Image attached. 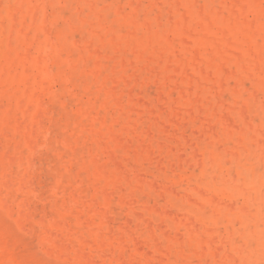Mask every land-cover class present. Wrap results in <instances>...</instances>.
Returning <instances> with one entry per match:
<instances>
[{
  "label": "rangeland",
  "instance_id": "374dc122",
  "mask_svg": "<svg viewBox=\"0 0 264 264\" xmlns=\"http://www.w3.org/2000/svg\"><path fill=\"white\" fill-rule=\"evenodd\" d=\"M31 1L34 2L36 6L38 1L40 2V0ZM31 1H24L19 5L20 7H15L18 8V10L21 9V7L25 10V7L27 8L28 6L26 3H29L31 6ZM42 1L46 3L44 4L43 2V5ZM42 1L39 3L40 6H37V18L31 23L29 29L30 35L28 39L33 41L34 45L29 50V52L31 51V54H28V48L26 47L28 45H26L24 37H19L16 30L6 29L4 34L0 33V44L2 43L6 48V52L11 55V59H18L19 56L16 54V51L18 50L20 55L21 52L24 54L21 55L23 57L26 55L25 50H27L28 56L33 58L36 55V58L39 56L38 49L36 48L37 46L46 43L49 41V38L52 39V42L54 41V44L50 41L47 43L49 46V52H51L49 59H42L39 64V67H41L40 69L43 67V69L47 68L53 71L55 70V78L54 81H51L50 79L49 82H46L51 88V91L44 95L42 94L41 96L42 103L45 104L43 105L44 107L42 110V113L44 114L41 116L43 121L40 125L42 127L39 128L40 126H37L34 128L35 131L32 130L34 139H37L36 146L38 147L35 151L37 154H34L36 165L31 167L25 161L23 164L24 168H19L20 166L18 162L15 161L11 165L6 163L2 170L3 166L1 162L4 161L2 160V157L4 156L0 157V198L2 205H6L7 207H5L6 209L0 207V225H3L8 229L11 234V241L13 243L16 242L18 250H20L27 258L33 260L32 262L34 264H225V261L228 259H232V261H230L231 264H264V90H261L257 85L256 80L258 78L256 76H258V73L251 70L244 71V73H246V75L243 73L245 75V81L242 79L240 82H237L239 81L237 76L239 73H236V75L234 74V78H230V76L233 75V72L239 71L236 66L232 65L233 67H231V63L228 64L226 60H223V63L219 61L221 67L224 64L230 66L229 68V66L225 67L224 65L223 67L225 68V71H230L232 69L228 75L224 72L223 80L225 82H223L221 80L217 81L213 72L209 75L205 74V76H201L202 74H197L195 69H193L194 71H192V69H187L185 71L178 61L173 62V60L181 57L179 55H182V53L179 49L185 47L187 42L186 37L189 40L190 38L188 35L192 36L189 31L193 33V37L197 36V30H195V27L198 23L196 20H193V18L192 21L190 20L191 18L186 19L191 22L187 28V35L176 37L171 30L175 29L179 24V21L181 22L179 17L183 15V11L185 12L184 14L189 17L191 14L194 16V13L198 9L207 10V14L213 9V7L219 9L220 6H223L220 10L223 11L224 16L226 15L228 18L238 16L237 19H241V13L239 10L241 6L240 0L233 1L234 3L237 1L239 5H232L230 0H190L191 2H195V4L192 2V6L191 3L188 4V8H192L193 11L189 10L185 3H180V0H139L141 7L138 0H88L89 3L87 0H85L86 3L84 0ZM93 1L95 3L91 4ZM263 1L264 0L260 2L264 6ZM15 2L16 0H0V6H2L0 9V20H2L3 17L6 23H8L7 14L4 11H7L9 4L14 5ZM47 2H49L50 5H54V8L47 4ZM158 2L163 3V6H161V4L159 6L162 9L159 8L158 10ZM168 2H172L173 7L172 4ZM132 3H134V5H131ZM46 4L47 11L44 7L42 9L41 6H45ZM63 4L65 8H63ZM148 4L149 8L145 7ZM35 5L31 6L34 10L37 9L35 8ZM92 5L94 10L91 9ZM229 6L234 7L235 10L232 11L234 13L231 12L233 8H230ZM70 7L73 9H69ZM100 7L104 9L101 10ZM171 7L172 9H170ZM60 8H63V10H60ZM64 9L66 11H64ZM135 9H137V11ZM118 10L121 11V16L123 14V17H126L128 24L125 25L121 21L122 19L118 18L117 13L115 12H119ZM175 10H179L180 12L177 14ZM158 11L160 12L159 15H162V17L158 15ZM53 12H55V14ZM95 12L99 13L101 18H98V15H95ZM132 12H134V15L131 14ZM230 12L232 14H230ZM56 14L60 15L61 19L55 17L57 16ZM100 14H102V16ZM43 15H47V17L45 18ZM157 15L160 17V20L159 18L158 20L161 24L157 22L158 20L155 18L154 24L151 25V17ZM133 16L135 17L133 18ZM183 18L184 17H182V19ZM45 19L49 21L48 25L46 22H42L45 21ZM53 19H55V21L58 20V22L53 21ZM84 19L88 21L81 22V20ZM183 20L185 21V19ZM144 21H146V23ZM89 22L95 23H91V25ZM98 23L101 25L103 24V26L105 25V27ZM132 23H135V25ZM35 24H43L44 26L46 24L44 30L38 35L39 38L36 37V39L34 36L32 37V35H34ZM107 26L109 28H107ZM46 28L47 31L45 30ZM145 28L148 31L145 30ZM197 28L198 26L196 29ZM106 29H108V31ZM163 29H165V31H163ZM169 29L172 32L169 33ZM92 30L93 32H98L99 30V33H93ZM150 30L158 32L159 37L155 39L150 38ZM58 31L61 33H58ZM124 31L130 32L129 34L131 35H133L135 31L136 35L134 34L135 36H131L127 33L125 34ZM47 32H50V35H47ZM55 33H58V35ZM101 36H104V39H102L103 37L100 38ZM111 36L114 37L112 38V41L110 39ZM213 36L210 38L213 39ZM45 37L46 41L44 40ZM168 37L170 39L175 37L172 41L170 40L172 45L168 44L170 43L169 41H166ZM180 39L181 41H179ZM76 40H78L79 47L77 44H74ZM141 40H145L148 44L150 43L149 49L144 50L143 48L138 47V43ZM161 40H165L164 47L160 44ZM89 41L92 43L91 46H89L91 43H86ZM183 41L186 42L184 45H181V43L183 44ZM188 42L190 43V40ZM9 45L11 47H9ZM179 45H181V47ZM81 46L83 48H81ZM191 46L188 48L193 51L194 55L199 54L200 47L195 46L194 44H191ZM87 47L90 49L88 50ZM165 49H167L168 52ZM95 50H99L100 54H97L98 51L96 53ZM164 50L166 52L163 54ZM176 51L179 54H177ZM223 51L225 52V47ZM53 54L58 56L61 60L56 62ZM161 54L163 55L160 56ZM175 54V57L172 56ZM168 55L172 57L170 58ZM147 56L152 59L150 58V61H148V58L146 59ZM203 56L205 55H200L199 57H202V59L198 57L199 60L196 57L198 62L203 60ZM109 57H112L113 59H110ZM205 57H207V55ZM250 57H247L249 59L246 58V60L250 62L255 60L256 62L257 56L255 57V55H253V51ZM68 58H70V61ZM160 59H162V62ZM196 59L193 60L195 67L196 63H198ZM2 61V65L5 64L3 59ZM19 61H21V59L16 61L15 68L18 71H21L22 65ZM68 61L71 62L69 65ZM122 61L124 63H122ZM93 62H95L96 65ZM132 62L133 64H131ZM119 63H122V65ZM204 63L209 66V61L206 60V58L199 64H201L205 73H208V71L211 72L210 70L212 69L210 67L206 70V65ZM75 64H77L76 67ZM158 64H161V66ZM166 64H168L170 68L167 65L169 70L164 72ZM112 65H114V67ZM78 66L81 67V72L77 70ZM111 66L112 69L114 68V76L112 75L113 72ZM121 66H123L122 69H120ZM2 67L3 66H0L1 76L3 75ZM176 67H180L179 71ZM5 68V71L11 69L10 66ZM136 68L139 69L137 70ZM175 69L179 73L174 72L173 70ZM147 70L149 71L147 72ZM182 70L187 74V76L185 74L187 78L184 76L186 79L184 83L181 81ZM204 70H202L203 74ZM38 71L39 69L35 67L33 70L34 76L37 77L38 74L39 77ZM117 71L119 72L118 74H116ZM94 72H99V74L94 76ZM251 72H253V74ZM122 73L123 76L121 78L120 76ZM193 74L197 75L195 76ZM255 74L257 75L255 76ZM105 75L108 76V80L104 79ZM143 75L146 78H144ZM169 75L174 76V79L173 77L170 78ZM178 75L180 77H178ZM188 75L193 79L191 80V82L193 81L192 86L188 85L191 84ZM192 75L194 78L197 77L198 79H194ZM249 75L252 78L250 81ZM93 77L96 78V80L93 79ZM123 77L126 79H123ZM199 77H201V80ZM202 77L205 81H202ZM209 77L211 79H209ZM225 77L227 78L225 79ZM116 78L120 79L118 80L119 82L117 85L112 83V80H115ZM213 78L215 80L207 83L208 80H212ZM102 79L105 82H103ZM176 81H178V83ZM219 81H221V83L223 82V85H219ZM101 82L104 84V87L101 85ZM126 82H129L128 85ZM215 82L217 84L213 86ZM224 83L229 84H226V86ZM176 84L179 85L177 86ZM239 84H242L241 86L243 87L241 88ZM205 85H208V87ZM211 86H213V89ZM84 87L87 91H85ZM112 87L116 94L110 93V96L108 97L109 103L106 106H103L102 103L105 101L104 95L108 91L112 92ZM173 87L177 88L173 89ZM245 87L250 89L249 93L247 92L248 89L246 90ZM187 88H190L191 91ZM202 88L206 89L207 96L212 95L211 98L208 97L210 98L207 100L209 103L206 101L208 107L210 106L208 110L204 107V103L206 102L203 101ZM223 88H228V91L233 90L231 92H225L227 90L223 91ZM105 89L107 92H105ZM240 89H242L241 92L242 96L245 97L243 98L245 101L246 99L248 100L252 98L251 95H253V104L255 101L252 112L247 113L248 115L245 117V122L248 127H252V130L249 132L250 134L248 133V152H242L239 145V139L242 137L241 135L243 131L247 130L245 122L238 119V116H242V108H246L245 101L243 100V102L242 98H240L241 100L239 99V101L235 102V93H238L237 90L239 91ZM22 90L23 88H21L20 92H22ZM181 90H184L185 93L180 94ZM199 90L200 95L198 94ZM210 91L212 94H210ZM160 92L163 93L161 94ZM190 92L193 95L190 96ZM121 93L123 94L119 96ZM196 93L198 94L197 96ZM231 94L235 95L233 96L235 97L234 99ZM112 95H115L118 99ZM89 96L90 98L88 100ZM111 96L114 97V99H110ZM120 99L123 102L122 108L116 107L114 103V101L118 102ZM134 101L135 104H133ZM233 102L237 103V105H234ZM139 103L141 104L140 106ZM99 104L102 105L100 106ZM78 105H80V107ZM191 105L194 107H191ZM197 108H201L199 109V112H196ZM188 109L193 111L191 116L188 114ZM174 110L177 111L175 112V114L177 113L176 115H174ZM118 111H120L119 115ZM9 115L0 113V131L9 135H3L1 137L0 150L2 152L7 150V144L10 145V148H8L9 155L5 157L13 156V147L15 144L13 139L15 137H17V140L22 138V141L29 140V138L32 137V133H30L31 130L28 129V131L25 132L27 129H25L24 126L20 129L21 133L15 132L14 127L17 117L19 120H22V111L20 109L14 108L11 112L12 116ZM112 115L113 119L111 118ZM83 116H86L87 118L84 120L85 128L80 126ZM103 117L107 120L108 126L110 125V122L115 119L114 122L112 121L113 124L111 122V128L113 130L111 134L114 137L113 139L110 138V134L106 133L99 137L95 136V133H87L89 132V129L94 131L95 126H97V120H102ZM149 117L151 119H149ZM235 117L237 118L235 121L238 131L236 132L235 138L230 140L222 134L221 126L225 125L228 127L234 122ZM6 119L7 121H5ZM128 119H130V122ZM123 125L129 129H125ZM134 125L136 126L134 127ZM119 128H121V130L123 129V131ZM124 129L125 131L127 130V132H124ZM213 132L215 133L214 136H216V138L209 139V135ZM101 136H104L107 139L104 137L101 138ZM85 137L89 139L88 142L85 140ZM219 137L222 138L223 144L222 147L216 148L214 147L215 143L213 142ZM8 139L10 141H8ZM114 146L116 148H114ZM213 150L217 152L216 159L211 155ZM21 151L24 153V158L31 154V151L24 142L21 146ZM95 152L97 154H95ZM234 154H240L241 158L236 161L233 159ZM95 155H98L99 159L98 156ZM92 157L97 158V160H94L95 158L93 159ZM90 159H93L94 162L96 161V164L94 165L92 162L93 160L89 161ZM71 160L73 162H70ZM69 164L70 172L67 170ZM103 164H107L108 169L110 170H116L115 172L121 179L112 186L113 188L110 187V189L106 190V194L104 195L102 193V187L104 186L102 180L110 178V173L104 171V169L100 174V180L94 178L95 176L92 173L94 167L101 168ZM85 165L88 171L86 170ZM216 165L218 167H216ZM65 166H67V169H65ZM25 168L28 172L24 171ZM78 168L80 169L78 170ZM24 174H26L25 176L27 177L28 182L24 179L21 181ZM4 176H7V178H4ZM32 176L35 178V181L33 180L34 183L32 182L33 185L28 180L31 179ZM62 176L67 180L70 178L71 182H75L76 178H79L77 180L79 181V183H77L78 186L75 185V187L72 186L67 189L68 192L65 200L60 199V196H58L63 190V186L59 184V180ZM234 176L235 180L233 178ZM22 182H25L23 183L24 185H22L23 187H21L25 193L18 188L21 186L19 183L22 184ZM126 182H130L132 188L128 189ZM94 188L98 189L100 192L98 198L95 197ZM119 189H122L123 191H120ZM246 189L250 191H246ZM70 191L72 192L71 194H74L75 192V197L79 193L80 197H76V203H73ZM120 196L122 200L119 201ZM25 197L26 199L28 198L27 202L30 204V207L21 211L19 205L22 202L21 199L24 200ZM107 197L112 198L108 199ZM104 199L109 200L111 203L109 210L103 205L100 207L101 209L103 208L101 211L106 209L107 215L101 212L104 215L100 213V215L92 221L88 214H85L82 216L81 222L77 217V211L87 210L89 209L88 206L91 204L98 205L99 203H102ZM57 200L59 202L58 206L52 209L51 204L55 205ZM212 201L215 202L211 203ZM241 205L246 210L243 207H240ZM230 206H233L231 208H234L233 213H231L232 209H229ZM8 208L10 209L12 215L10 216L12 218L7 215V211H9ZM30 208H32V210ZM64 208H67L66 211H71L64 219V221L67 222H65L66 224H63V218H60L58 214L64 211ZM244 210L246 211L245 216L243 215ZM189 212H195L201 218V221H195V214ZM72 214L75 215V217ZM40 219L43 221L42 226L38 223ZM101 220L105 224V228L101 226L103 224L101 223ZM169 220L173 221L175 224L172 229L169 227ZM15 221L23 222L22 225L19 222L21 225L19 228H22V231L18 228V223ZM55 222L56 224L60 222L61 226H56ZM50 223L55 224L54 227H52ZM67 224L69 228H67ZM64 225L67 230H65ZM90 225L95 233L91 230ZM250 227L262 237L261 241L257 238L251 240L249 242L250 244L245 248V252H247L246 254L245 252L241 253L236 251L235 248L240 249L244 244L246 245V235L252 231L250 230ZM185 228L190 230L196 236L197 245L190 247L189 243H187L188 241L181 237L185 232ZM68 229L71 231H68ZM30 230L32 232H30ZM233 232L236 233L233 234ZM96 233L101 235L99 240L94 242L92 240V234ZM180 238H183L185 242H182L183 247L181 248L180 254L174 255L171 252L172 247L170 244H175ZM166 239L170 241V244L165 241ZM200 239H202V243L200 242ZM232 240L234 242H232ZM244 254L246 255L245 257ZM188 255L190 256L187 260L188 263H185L186 261L184 259H186V256Z\"/></svg>",
  "mask_w": 264,
  "mask_h": 264
},
{
  "label": "bare ground",
  "instance_id": "6f19581e",
  "mask_svg": "<svg viewBox=\"0 0 264 264\" xmlns=\"http://www.w3.org/2000/svg\"><path fill=\"white\" fill-rule=\"evenodd\" d=\"M24 1H31V0H16V2H15V4L14 5H11V4H9V6H8V9H7V11H4L6 14H7V18H8V23H6V21H5V19L2 17V15H1V17H2V20H0V33H3L4 34V32H5V30L6 29H10V30H16L17 32H18V36L19 37H24V40L26 41V45H28V46H26L25 48L28 50V52H29V50L34 46L33 45V41H30L29 39H28V37H29V29H30V27H31V23L32 22H34V20H36V18H37V15H38V12L36 11V10H38V8H37V6L39 5L40 6V2L42 1V0H40V2L38 1V4H37V6L34 4V2H32L31 3V6H33V5H35L36 7L35 8H37V9H33L31 6H30V4L29 3H26L28 6H27V8L25 7V10L24 9H22V7H21V9H19L18 10V8H16L15 6H19L21 3H23ZM36 1V0H35ZM48 1V0H47ZM55 1V0H54ZM60 1V0H59ZM82 1V0H81ZM85 1V0H84ZM88 1V0H87ZM142 1V0H141ZM145 1V0H144ZM157 1V0H156ZM155 1V2H156ZM177 1V0H176ZM190 0H180V3L181 2H183V3H185L186 5H187V8H188V4L189 3H191V6H192V2L195 4V2L194 1H190ZM231 2V4L232 5H239L238 4V0L234 3L233 1H235V0H230ZM260 1H262V0H240V4H241V6H240V8H239V6H238V8H239V10H240V13H241V19H237V17L238 16H234V18L232 19L231 17L230 18H228V17H226V15L224 16V14H223V11L222 10H220V8L221 7H223V6H220V8L219 9H217L216 7L214 8L213 7V9L210 11V12H208L207 14H206V11L205 10H197L196 11V8H195V13H194V16H193V14H191L189 17L188 16H186V14H184L185 12L183 11V15H185V16H183V15H181L182 17H184L183 19H185V21L182 19V17L180 16L179 18H180V20H181V22L179 21V24H178V22L176 21V23L178 24L176 27H175V29H171L173 32H174V35L176 36V37H181V36H184V35H187V28H188V25L191 23L190 22V20L192 21V18H193V20H196L197 21V23H198V28L196 29V27H195V30H197V36H195V37H193V33H191L190 31H189V33H190V35H192V36H189L188 35V37L190 38L189 40H190V43L188 42L189 40H188V38L186 37V41L188 42H186V44H185V42L183 41V44L181 43V45H184L185 44V47L182 49H179L180 50V52L182 53V55L180 54L179 56H181L180 58H177V59H179V60H173V62L175 61H178V63H180V65L182 66V68L186 71L187 69H192V71H194L193 69H195V72L198 74H202L201 76H205V74L207 75H209L210 73H214L213 75H215V78H216V80L218 81V80H221V81H223V82H225L223 79V77H224V72H226V74L228 75L229 74V72L232 70H230V71H228L227 69V71H225V68L223 67L224 65H225V67L226 66H229V65H226V64H224L222 67L220 66V62L219 61H223V60H226V62H228V64L229 63H231V67H233L232 65H234V66H236V68H237V70H239L238 72H233V75L232 76H230V78L231 77H233L234 76V74L236 75V73H239V75H237L238 76V79H239V81H237V82H240L242 79L245 81V78H244V76L246 75V73H244V71L246 72V71H253V72H256V73H258V76H256L257 74H255V76L258 78L256 81H257V85H258V87L261 89V90H264V6L262 5V3L260 2ZM43 2L44 1H42V4H43ZM51 2V1H50ZM58 2V1H57ZM133 2H135V1H133ZM138 2H139V4H140V1L138 0ZM147 3H149L148 1H146ZM164 2V1H163ZM264 2V1H263ZM3 3V2H2ZM35 3H37V2H35ZM46 2H44V4H45ZM61 3H63V2H61ZM78 3V2H77ZM85 3H86V1H85ZM88 3H89V1H88ZM91 3V2H90ZM93 3H95L94 1L91 3V4H93ZM159 3V2H158ZM166 3V2H165ZM168 3H171L172 4V7H173V3L172 2H168ZM43 4V5H44ZM47 4H49L50 5V3L49 2H47ZM47 4L45 5V6H43V5H41L42 6V9H43V7L45 8V10H46V6H47ZM56 4V3H55ZM80 4V3H79ZM99 4H101V3H99ZM146 4V3H145ZM157 4V3H156ZM160 4H161V6H163L162 4L163 3H159L158 4V10H159V8H161V7H159L160 6ZM167 4V3H166ZM177 4V3H176ZM175 4V5H176ZM264 4V3H263ZM131 5H134V3H132ZM137 5H138V3H137ZM142 5H144V4H142ZM168 5V4H167ZM183 5V4H182ZM215 5V4H214ZM228 5V4H227ZM38 6V7H39ZM50 6H52L53 8H54V5H50ZM83 6V5H82ZM119 6V5H118ZM149 6V4L147 5V6H145V7H148ZM153 6V5H152ZM155 6V5H154ZM180 6V5H179ZM178 6V7H179ZM190 6V5H189ZM190 6V7H191ZM231 6V5H230ZM229 6V7H230ZM1 7L2 6H0V9H1ZM20 7V6H19ZM86 7V6H85ZM105 7V6H104ZM138 7V6H137ZM136 7V8H137ZM140 7H141V4H140ZM172 7L170 8V9H172ZM178 7H176V8H178ZM196 7V6H195ZM207 7H209V6H207ZM218 7H219V5H218ZM228 7V8H229ZM63 8H65V6H64V4H63ZM63 8H60V10L62 9L63 10ZM101 8V7H100ZM117 8V7H116ZM127 8V7H126ZM134 8V7H133ZM149 8V7H148ZM156 8V7H155ZM198 8V7H197ZM200 8V7H199ZM205 8V7H204ZM230 8H233L232 10L230 9ZM229 9L231 10V12L232 11H234L235 9H234V7L232 6V7H230ZM56 9V8H55ZM69 9H73V8H69ZM90 9V8H89ZM91 9L92 10H94V8H93V5L91 6ZM102 9H104V8H101V10ZM153 9V8H152ZM162 9V8H161ZM160 9V10H161ZM164 9V8H163ZM179 9H180V7H179ZM185 9V8H184ZM189 10H191V11H193V9L191 8H188ZM200 9H202V8H200ZM209 9H211V8H209ZM78 10V9H77ZM119 10H120V8H119ZM118 10V11H119ZM134 10V9H133ZM136 11H137V9H135ZM47 11V10H46ZM52 11V10H51ZM54 11V10H53ZM64 11H66L65 9H64ZM150 11V10H149ZM176 11V13L178 14V12H180L181 11V9H180V11L179 10H175ZM227 11V10H226ZM116 13H117V16H118V18H120V19H122L121 21L126 25V24H128L127 23V19H126V17H123V14H122V16H121V11H119V12H117V11H115ZM148 12V11H147ZM157 12V11H156ZM230 12V14H232V13H234V12H232L231 13ZM0 13H1V10H0ZM54 14H55V12H53ZM90 13V12H89ZM159 11H158V15H159ZM170 13H174V12H170ZM176 13H174V14H176ZM187 13V12H186ZM5 14V15H6ZM115 14V13H114ZM126 14H128V13H126ZM131 14H133L134 15V12H132ZM147 14V13H146ZM146 14H144V15H146ZM227 14V13H226ZM57 16H55V17H58L59 19H61L60 18V15H58V14H56ZM89 15V14H88ZM95 15H98V18L100 17L99 16V13H97V12H95ZM101 16H102V14H100ZM125 15V14H124ZM129 15V14H128ZM153 15V14H152ZM157 15V16H158ZM234 15V14H233ZM233 15H229V16H233ZM18 16H19V18H18ZM157 16H153V17H151L152 19H150V24L151 25H153L154 24V22H155V18H157V20H158V18H159V20H160V17L159 16H161L162 17V15H159L158 17ZM43 17H47V15L45 16V15H43ZM135 16H133V18H134ZM57 18V19H58ZM101 18V17H100ZM117 18V19H118ZM188 18H191L190 20H186V19H188ZM172 19V18H171ZM171 19H168V20H171ZM159 20L157 21V22H159ZM173 20V19H172ZM53 21H55V19H53ZM57 22H58V20H56ZM55 21V22H56ZM66 21V20H65ZM83 21H86L85 19L84 20H81V22H83ZM88 21V20H87ZM86 21V22H87ZM131 21H132V19H131ZM130 21V22H131ZM42 22H46V24L48 25V22L49 21H47L46 19H45V21H42ZM68 22V21H67ZM98 22H99V20H98ZM102 22V21H101ZM129 22V23H130ZM137 22V21H136ZM145 23H146V21H144ZM69 23V22H68ZM94 24L93 22H89V24ZM160 23V22H159ZM173 23H175V22H173ZM175 23V24H176ZM193 23V22H192ZM46 24H45V26H46ZM91 24V25H92ZM99 25H101L100 23H98ZM132 24H134L135 25V23H132ZM144 24V23H143ZM142 24V25H143ZM149 24V25H150ZM161 24V23H160ZM163 24V23H162ZM167 24V23H166ZM168 24H169V22H168ZM196 24V23H195ZM194 24V25H195ZM36 25V24H35ZM50 25H53V24H50ZM90 25V26H91ZM137 25V24H136ZM45 26L43 25V24H38V25H36L35 26V29H34V35H32V37L34 36V38L36 39V37H38L39 38V34H40V32H42L43 30H44V28H45ZM90 26H89V28H90ZM101 26H103V24L101 25ZM157 26H159V25H157ZM161 26V25H160ZM166 26V25H165ZM103 27H105V25L103 26ZM102 27V28H103ZM140 27V26H139ZM150 27V26H149ZM148 27V28H149ZM74 28V27H73ZM88 28V29H89ZM107 28H109L108 26H107ZM134 28V27H133ZM132 28V29H133ZM71 29H72V27H71ZM101 29V28H100ZM151 29V28H150ZM46 31H47V28L45 29ZM60 30V29H59ZM69 30H70V28H69ZM107 31H108V29H106ZM114 30V29H113ZM145 30H147L146 28H145ZM170 30V29H169ZM169 31V33L170 32H172V31ZM63 31H64V29H63ZM88 31V30H87ZM148 31V30H147ZM163 31H165V29H163ZM162 31V32H163ZM92 32H93V30H92ZM91 32V33H92ZM96 34H98L99 33V30H98V32L97 31H94ZM93 32V33H94ZM113 32V31H112ZM116 32V31H115ZM114 32V33H115ZM125 32V31H124ZM195 32V31H194ZM50 33V32H49ZM48 32L46 33L47 35H50ZM58 33H61V32H59L58 31ZM58 33H55L56 35H58ZM63 33H65V32H63ZM107 33V32H106ZM123 33V32H122ZM128 34V35H131V34H129L130 32H125V34ZM188 33V34H189ZM196 33V32H195ZM3 34H1V35H3ZM66 34V33H65ZM135 34V31H134V33H133V35H131V36H135L134 35ZM12 35V34H11ZM112 35V34H111ZM159 34H158V32H156V31H154V30H150V38H157V37H159L158 36ZM170 35V34H169ZM173 35V34H172ZM195 35V34H194ZM214 35V36H213ZM68 36V35H67ZM91 36H93V35H91ZM163 36V35H162ZM161 36V37H162ZM167 36V35H166ZM211 36H213V39H211L210 37ZM239 36V37H238ZM3 37V36H2ZM11 37V36H10ZM51 37V36H50ZM103 37V38H102ZM142 37V36H141ZM147 37H149V36H147ZM163 37H165V36H163ZM4 38V37H3ZM100 38H102V39H104V36H101ZM112 38H114V37H112L111 36V41H112ZM140 38V37H139ZM149 38V39H150ZM169 38V37H168ZM167 38V40L166 41H169L170 42V40L172 41V39H175V37L174 38H172V39H168ZM183 38V37H182ZM181 38V39H182ZM217 38V39H216ZM46 39V37L44 38V40ZM51 38H49V41L50 42H52V39L50 40ZM102 39H100V40H102ZM149 39H148V41H149ZM177 39V38H176ZM181 39L179 40V41H181ZM215 39V40H214ZM183 40V39H182ZM39 41V40H38ZM46 41V40H45ZM49 41H47L46 43H44V44H42V45H40V46H37L36 48L38 49V53H39V56L38 57H36L35 58V56L32 58V57H30V56H28V54H31V51L27 54V50H25V54L28 56H21V55H24V54H22V52H21V55H20V52H19V50L18 51H16V54L19 56L18 57V59H21V61H19L20 63H21V65H22V69H21V71H18L16 68H15V66H16V61H18V59H11L10 58V54L8 53V52H6V48L2 45V43L0 44V53H1V55H0V66H3L2 67V71H3V75L1 76L0 75V91H1V96H0V113H4V114H6V115H11V112H12V110L14 109V108H17V109H20L21 111H22V120H19L18 119V117H17V119H16V124H15V127H14V129H15V132L16 133H19L20 132V129L24 126V128L25 129H27V130H25V132H27L28 131V129H30L31 130V132L30 133H32V137L31 138H29V140H23L22 141V138L21 139H18L17 140V137H15L14 139H13V142H15V144H14V147H13V156L11 157V156H8V157H5V156H7V155H9V149L8 148H10V145L9 144H7L6 145V147H7V150L6 151H4V152H2L1 150H0V157H2V156H4V157H2V160H4V161H2L1 162V164H2V170H3V168L5 167V164L6 163H8V164H12V163H14L15 161H17L18 162V164H19V168H21V167H23L24 168V166H23V164L25 163V161L31 166V167H33V166H35L36 165V162H35V158H34V154H37V152L35 153V151H36V149H38V147L36 146V144H37V139L35 140L34 139V136H33V132H32V130H34V128H36L37 126H40L39 128H41L42 126L40 125V124H42V121H43V119H41V116H42V114H44V113H42L43 111V105H45L44 103H42V94L44 95L45 93H49L50 91H51V88L46 84V82H49V80L51 79V81L53 80L54 81V78H55V76H54V71L53 70H51V69H43V67H42V69H40L41 67H39V64L41 63L40 62V60H42V59H49V56H50V53L51 52H49V46H48V44L47 43H49ZM165 40H161V42H160V44H161V46L162 47H164L165 46V42H164ZM174 41V40H173ZM260 41V42H259ZM1 42V41H0ZM54 42V41H53ZM52 42V43H53ZM150 42V41H149ZM9 43V42H8ZM7 43V44H8ZM40 43V42H39ZM51 43V44H52ZM74 43V42H73ZM85 43V42H84ZM86 43H91L90 41L89 42H86ZM112 43V42H111ZM126 43H127V41H126ZM175 43H176V41H175ZM179 43V44H180ZM54 44V43H53ZM74 44H77V46L79 45L78 44V40H76L75 41V43ZM119 44H120V42H119ZM150 44V43H149ZM149 44L145 41V40H141V41H139V43H138V47H140V48H143L144 50L146 49H149ZM167 44V43H166ZM168 44H171V42L170 43H168ZM191 44H194L195 46H199L200 47V51H199V54L200 55H207V57H205V56H203L204 58H203V60H201V61H204V59L206 58V60H208L209 61V66H207V64H205L206 66H205V68H206V70H208L207 68H211L212 70H210L211 72H209L208 71V73H205V70L203 69V67L201 66V64H199V63H201V61H199L198 62V57L200 56L199 54H196V55H194V53H193V51H191V49L190 48H188L189 46H191ZM24 45V44H23ZM92 45V43L89 45V46H91ZM172 45V44H171ZM181 45H179L180 47H181ZM187 45V46H186ZM189 45V46H188ZM25 46V45H24ZM76 46V45H75ZM88 46V47H89ZM193 46V45H192ZM191 46V47H192ZM9 47H11L10 45H9ZM79 47V46H78ZM84 47H85V45H84ZM87 47V48H88ZM155 47H157V46H155ZM161 47V48H162ZM176 47V46H175ZM174 47V48H175ZM194 47V46H193ZM224 47H225V52L223 51V49H224ZM35 48V49H36ZM51 48V47H50ZM81 48H83L82 46H81ZM80 48V49H81ZM86 48V49H87ZM120 48V47H119ZM168 48V47H167ZM177 48V47H176ZM198 48V47H197ZM227 48V49H226ZM36 49V50H37ZM59 49V48H58ZM71 49V48H70ZM90 48H88V50H89ZM199 49V48H198ZM10 50H11V48H10ZM166 51H167V49H165ZM163 51V54L166 52V51ZM182 50V51H181ZM194 50V49H193ZM197 50V49H196ZM227 50V51H226ZM22 51V50H21ZM61 51H63V50H61ZM96 51V50H95ZM97 51H98V53H97ZM96 51V53L97 54H100V52H99V50H97ZM117 51V50H116ZM252 51H253V55H255V57H256V62H255V60L253 61V62H250V61H248V60H246V58L247 57H250L251 56V54H252ZM255 51V52H254ZM125 52V51H124ZM127 52V51H126ZM168 52V51H167ZM173 52V51H172ZM174 52H175V50H174ZM177 52V51H176ZM37 53V54H38ZM134 53V52H133ZM139 53V52H138ZM197 53V52H196ZM257 55H256V54ZM135 54H136V52H135ZM141 54V53H140ZM163 54H161L160 56H162ZM173 54V53H172ZM177 54H179L178 52H177ZM90 55V54H89ZM95 55V54H94ZM101 55H102V53H101ZM159 55V54H158ZM198 55V56H197ZM21 56V57H20ZM53 56H54V59H55V61L57 62V61H60L61 59L60 58H58V56H56V55H54L53 54ZM99 56V55H98ZM140 56V55H139ZM169 56V55H168ZM172 56H176V54L175 55H172ZM171 56V57H172ZM212 56H214V57H212ZM80 57V56H79ZM113 57V56H112ZM112 57H109L110 59L112 58ZM170 57V56H169ZM170 57V58H171ZM195 57V58H194ZM196 57H197V59H196ZM254 57V58H255ZM65 58V57H64ZM87 58V57H86ZM85 58V59H86ZM105 58H106V55H105ZM148 58V61H150L149 59L151 58V57H146V59ZM163 58V57H162ZM166 58H168V57H166ZM199 58H201L202 59V57H199ZM251 58V57H250ZM2 59L5 61V64H3L2 65V63L1 62H3L2 61ZM113 59V58H112ZM142 59H144V58H142ZM152 59V58H151ZM164 59V58H163ZM194 59H196L197 60V62L198 63H196V67L194 66V62H193V60ZM247 59H249V58H247ZM67 60V59H66ZM68 60L70 61V58H68ZM141 60V59H140ZM155 60H157V59H155ZM169 60V59H168ZM68 61V65L71 63V62H69ZM94 61V60H93ZM143 61H145V60H143ZM154 61V60H153ZM160 61L162 62V59H160ZM95 62H97V61H95ZM95 62H93L94 64H95ZM171 62V61H170ZM170 62H168V63H170ZM196 62V61H195ZM224 62V61H223ZM222 62V63H223ZM225 62V63H226ZM122 63H124L123 61H122ZM122 63H119V64H121L122 65ZM129 63H130V61H129ZM203 63V62H202ZM131 64H133V62L131 63ZM130 64V65H131ZM96 65V64H95ZM100 65V64H99ZM146 65V64H145ZM158 65H160L161 66V64H158ZM167 65L168 64H166L165 66H166V68L164 69V72H167L168 70H169V68H170V66L168 65V67H167ZM199 65V66H198ZM11 67V69L10 70H8V71H5L6 70V68L5 67ZM72 66H74V65H72ZM77 66V64H75V67ZM113 67H114V65H112ZM112 66H111V70H112V72L114 71L113 69H112ZM120 66V65H119ZM132 66V65H131ZM139 66V65H138ZM174 66V65H173ZM35 67H37L38 69H39V77H38V74H37V77L36 76H34V74H33V70L35 69ZM116 67V66H115ZM122 67L123 66H121V68L120 69H122ZM172 67V66H171ZM133 68V67H132ZM147 68V67H146ZM155 68H156V66H155ZM179 68L180 67H176V69L179 71ZM224 70H223V69ZM229 68H230V66H229ZM80 69H81V67L80 66H78L77 67V70L78 71H80ZM83 69V68H82ZM137 69V68H136ZM136 69H134V70H136ZM139 69V68H138ZM137 69V70H138ZM144 69V68H143ZM151 69V68H150ZM154 69V68H153ZM174 69V68H173ZM175 69V70H176ZM235 69V68H234ZM110 70V71H111ZM142 70V69H141ZM152 70V69H151ZM172 70V69H171ZM175 70H173L174 72H178L177 70L175 71ZM184 70H182V74H181V81L184 83V81L186 80L185 78H187L186 76H187V74H186V72L184 71ZM202 70H204V74L202 73ZM236 70V71H237ZM82 71V70H81ZM80 71V72H81ZM89 71V70H88ZM91 71H92V69H91ZM125 71V70H124ZM146 71V70H145ZM149 70H147V72H148ZM189 72V71H188ZM187 72V73H188ZM253 72H251L252 74H253ZM90 73H92V72H90ZM95 73V72H94ZM119 72L117 71L116 72V74H118ZM150 73V72H149ZM152 73V72H151ZM157 73H159V72H157ZM179 73V72H178ZM245 75H244V74ZM93 74V73H92ZM97 74H99V72H96L95 73V75L94 76H97ZM146 74V73H145ZM166 74V73H165ZM185 74H186V76H185ZM192 74V73H191ZM196 74V75H197ZM66 75H67V72H66ZM112 75L114 76V72L112 73ZM129 75L131 76V74L129 73ZM128 75V76H129ZM193 75H195V74H193ZM192 75V76H193ZM195 75V76H196ZM226 75V76H227ZM54 76V77H53ZM122 76H123V73H122V75L120 76L121 78H122ZM137 76V75H136ZM140 76V75H139ZM141 76H142V74H141ZM140 76V77H141ZM144 76V75H143ZM184 76H185V78H184ZM189 76V81L191 82V80H193V79H191L190 78V75H188ZM211 76H212V74H211ZM250 76V75H249ZM112 77V76H111ZM169 77L170 78H172L173 77V79H174V76H172V75H169ZM178 77H180L179 75H178ZM229 77V76H228ZM248 77V76H247ZM256 77H253V78H256ZM125 77H123V79H124ZM144 78H146L145 76H144ZM156 78V77H155ZM193 78H194V76H193ZM196 79H198L197 77H195ZM194 78V79H195ZM200 78V80H201V77H199ZM207 78V77H206ZM227 77H225V79H226ZM234 78V77H233ZM232 78V79H233ZM235 78H237V77H235ZM93 79H95L96 80V78H94L93 77ZM104 79L105 80H108L109 78H108V76H104ZM126 79V78H125ZM136 79V78H135ZM167 79H168V76H167ZM202 81H205V79L202 77ZM209 79H211L210 77H209ZM250 79H252L251 78V76L249 77V81H250ZM66 80H67V76H66ZM76 80H78V79H76ZM118 80H120L119 78H116L115 80H112V83L113 84H116L117 85V83L119 82ZM130 80H131V78H130ZM130 80H128V81H130ZM138 80V79H137ZM156 80V79H155ZM199 80V81H200ZM208 80V79H207ZM213 80H215L214 78L212 79V80H208V82L207 83H209V81H213ZM228 80H229V78H228ZM231 80V79H230ZM234 80V79H233ZM102 81H103V79H102ZM126 81V80H125ZM124 81V82H125ZM196 81H198V80H196ZM221 81H219V85H223L222 83H221ZM235 81V80H234ZM246 81L248 82V80L246 79ZM103 82H105V81H103ZM138 82V81H137ZM136 82V83H137ZM157 82V81H156ZM177 83H178V81H176ZM190 82H188V83H190ZM193 82V81H192ZM191 82V84H188V85H190V86H192V83ZM233 82V81H232ZM243 82V81H242ZM51 83H53V82H51ZM55 83H56V81H55ZM68 83V82H67ZM87 83V82H86ZM85 83V84H86ZM96 83V82H95ZM102 83V82H101ZM127 83V82H126ZM129 83V82H128ZM128 83H127V85H128ZM143 83V82H142ZM203 84H206V83H203ZM214 84V83H213ZM212 84V85H213ZM217 83L215 82V84L213 85V86H215ZM225 85L227 84V83H224ZM229 84V83H228ZM227 84V85H228ZM247 84V83H246ZM256 84V83H255ZM56 85V84H55ZM102 86L104 85L103 83L101 84ZM169 85V84H168ZM177 86L179 85V84H176ZM175 85V86H176ZM199 85H201V84H199ZM226 85V86H227ZM240 86L242 85V84H239ZM254 85V84H253ZM170 86V85H169ZM205 86H207L208 87V85H205ZM213 86H211V88L213 87ZM104 87V86H103ZM106 87V86H105ZM206 87V88H207ZM209 87H210V85H209ZM237 87V86H236ZM243 86H241V88H242ZM253 87V86H252ZM21 88H23V90H22V92H20L21 91ZM57 88V87H56ZM72 88V87H71ZM107 88V87H106ZM111 88V87H110ZM175 87H173V89H174ZM177 88V87H176ZM175 88V89H176ZM183 88V87H182ZM181 88V89H182ZM192 88V87H191ZM205 88V87H204ZM228 88L230 89V87L228 86ZM222 89L223 91L224 90H227V91H225V92H231L233 89H235V88H233V87H231V88H233L232 90H230V91H228L229 89ZM246 88V90H247V92L249 93L250 92V89L249 88H247V87H245ZM254 88V87H253ZM84 89H85V87H84ZM87 89L89 90V88L87 87ZM108 89V88H107ZM122 89V88H121ZM188 90L190 89V88H187ZM193 89V88H192ZM213 89V88H212ZM238 89V88H237ZM257 89V88H256ZM106 90V89H105ZM108 90H110V89H108ZM114 90V88L112 87V92H110V91H108L107 92V90L105 91V92H107L104 96H105V101L102 103L103 104V106H106L108 103H109V101H108V97L110 96V93H112V94H114L115 92L113 91ZM185 90H186V88H185ZM196 90V89H195ZM209 90V89H208ZM241 90L242 89H240L239 91L237 90V92L238 93H235L236 94V96L235 95H232V98L234 99L235 97H236V99H235V102L236 101H239V99L240 98H242V101L244 100L243 98H245V97H243L242 96V92H241ZM53 91V90H52ZM57 91H59V90H57ZM85 91H87L86 89H85ZM116 91V90H115ZM122 91V90H121ZM129 91V90H128ZM182 91V92H181ZM180 91V94L181 93H185L184 92V90H181ZM190 91H191V89H190ZM245 91V90H244ZM243 91V92H244ZM54 92H55V90H54ZM199 92H200V90L198 91V94H199ZM225 92H223V93H225ZM246 92V91H245ZM263 92V91H262ZM77 93V92H76ZM139 93V92H138ZM140 93H141V91H140ZM161 94L163 93V92H160ZM194 93V92H193ZM259 93H261V92H259ZM264 93V92H263ZM55 94V93H54ZM53 94V95H54ZM116 94V93H115ZM123 93H121V94H119V96L120 95H122ZM129 94V93H128ZM190 94V96L191 95H193L191 92L189 93ZM197 93H196V96L198 95ZM210 94H212L211 93V91H210ZM230 94V93H229ZM238 94V95H237ZM245 94V93H244ZM200 95V94H199ZM255 95V94H254ZM58 96H59V94H58ZM75 96H77V95H75ZM103 96V97H104ZM112 96H114L115 97V95H112ZM110 97V99L111 98H113L114 99V97ZM212 96V95H211ZM211 96H207V93H206V89H203L202 88V97H203V101L204 102H206L208 99H210L211 98ZM233 96H235V97H233ZM238 96V97H237ZM242 96V97H241ZM245 96V95H244ZM247 96V95H246ZM252 96V98H253V95H251ZM250 96V97H251ZM45 97V96H44ZM48 97H49V95H48ZM54 97V96H53ZM96 97V96H95ZM179 97H180V95H179ZM178 97V98H179ZM185 97V96H184ZM208 97H210V98H208ZM89 98H90V96L88 97V100H89ZM92 98V97H91ZM115 98H117L118 99V97H115ZM141 98V97H140ZM181 98V97H180ZM214 98V97H213ZM212 98V99H213ZM249 98V97H248ZM252 98H250V99H246V101H245V107L246 108H242V110H241V114H242V116L240 115V116H238V119L239 120H241V121H244L245 122V117H246V115H248L247 113H251L252 112V109H253V105L255 104V101H254V104H253V102H252ZM255 98V97H254ZM104 99V98H103ZM116 99V100H117ZM132 99V98H131ZM184 99V98H183ZM200 99H201V97H200ZM187 100V99H186ZM241 100V99H240ZM254 100V99H253ZM255 100H256V98H255ZM136 101V100H135ZM135 101H134V103L133 104H135ZM191 101V100H190ZM201 101V100H200ZM232 101H234V100H232ZM243 101V102H244ZM63 102V101H62ZM208 102V101H207ZM207 102L206 103H204V107L206 108V110H208L209 108H210V106L208 107V105H207ZM259 102V101H258ZM64 103V102H63ZM114 103H115V105H116V107H118V108H122L123 107V102L121 101V99L117 102V101H114ZM128 103H129V100H128ZM136 103H137V101H136ZM140 103H143V102H140ZM139 103V106L141 105ZM191 103V102H190ZM209 103V102H208ZM234 103V102H233ZM65 104V103H64ZM63 104V105H64ZM77 104H78V100H77ZM101 104V105H102ZM113 104V103H112ZM239 104H241V103H239ZM81 105V104H80ZM80 105H78L79 107H80ZM100 105V104H99ZM100 105V106H101ZM193 105H194V103H193ZM193 105H191V107L193 106ZM203 105V104H202ZM201 105V106H202ZM234 105H237V103H234ZM127 106H128V104H127ZM240 106V105H239ZM108 107H111V106H108ZM134 107V106H133ZM194 107V106H193ZM197 107H199V106H197ZM78 108V107H77ZM87 108V107H86ZM92 108V107H91ZM90 108V109H91ZM135 108V107H134ZM93 109V108H92ZM110 109V108H109ZM199 109H201V108H199ZM198 108L196 109V112H199L200 110H199ZM76 110H78V109H76ZM75 110V111H76ZM130 110V109H129ZM132 111V110H131ZM134 111V110H133ZM187 111V110H186ZM191 113H190V112ZM113 112V111H112ZM175 112H177L176 110H174V115H176L175 114ZM179 112V111H178ZM77 113H79V112H77ZM82 113V112H81ZM88 113V112H87ZM114 113V112H113ZM122 113V112H121ZM162 113V112H161ZM160 113V114H161ZM180 113V112H179ZM120 114V111H118V115ZM125 114H127V113H125ZM188 114H189V116H191V114H193V111L190 109H188ZM9 115V116H10ZM81 115H83V114H81ZM84 115H86V114H84ZM179 115V114H178ZM12 116V115H11ZM138 116V115H137ZM51 117H52V115H51ZM96 117V116H95ZM98 117V116H97ZM105 117V116H104ZM103 117V119L102 118H100V119H102V120H97V123H96V125L97 126H95V130L94 131H92L91 129H89V132H87V133H90V132H92V133H95V136H97V137H99L100 135H103V134H110L111 135V139H113L114 137L112 136V132H113V130H112V128H111V126H112V124H113V122L115 121V119L114 120H112L111 122H112V124H111V122H110V125L108 126V124H107V120L105 119ZM129 117V116H128ZM180 117V116H179ZM178 117V118H179ZM62 118V117H61ZM83 119L81 120V123H80V126H82L83 128H85V126H84V120H86L87 118H86V116H83L82 117ZM111 118L113 119V115L111 116ZM138 118V117H137ZM173 118H174V116H173ZM131 119V118H130ZM130 119H128L129 120V122H130ZM149 119H151L150 117H149ZM185 119H186V116H185ZM184 119V120H185ZM237 118L235 117L234 118V122L232 123V124H230L228 127L227 126H225V125H222L221 127H222V134H224L228 139H230V140H233L234 138H235V135H236V132L238 131V129H237V126H236V120ZM64 120V119H63ZM153 120V119H152ZM5 121H7V119L5 120ZM142 121V120H141ZM3 122H4V120H3ZM9 122V121H8ZM8 122H5V123H8ZM80 122V121H79ZM128 122V123H129ZM4 123V124H5ZM10 123V122H9ZM11 124V123H10ZM133 124V123H132ZM6 125V124H5ZM124 126V125H123ZM136 125H134V127H135ZM245 126L247 127V130H244L243 131V133H242V137L239 139V145H240V150L242 151V152H248V145H249V140H248V133L252 130V127H248V125H247V123L245 122ZM262 126V125H261ZM260 126V127H261ZM71 127V126H70ZM125 127V126H124ZM127 127H129V126H127ZM121 128H122V126H121ZM121 128H119L120 130H121ZM125 129H127L126 127H125ZM125 129H124V132H127V130L129 129H127L126 131H125ZM118 130V129H117ZM135 130V129H134ZM3 131H5V130H3ZM35 131V130H34ZM107 131V132H106ZM121 131H123V129L121 130ZM160 131V130H159ZM81 132V131H80ZM21 133V132H20ZM72 133V132H71ZM11 134H12V132H11ZM70 134V133H69ZM139 134V133H138ZM144 134V133H143ZM150 134V133H149ZM250 134V133H249ZM3 135H7V136H9L8 134H5V133H3L2 131H0V144H1V137L3 136ZM140 135H141V130H140ZM215 135V133L213 132V133H211L210 135H209V139H212V138H216V136H214ZM219 135V134H218ZM21 136V135H20ZM45 136V135H44ZM94 137V136H93ZM102 137H104V136H101V138ZM108 137V138H109ZM7 138V137H6ZM104 138H106V137H104ZM103 138V139H104ZM44 139V138H43ZM78 139V138H77ZM107 139V138H106ZM85 140L88 142V140L89 139H87V137H85ZM92 140V139H91ZM99 140H100V138H99ZM132 140V139H131ZM8 141H10L9 139H8ZM23 142L26 144V146L29 148V150L31 151V154L30 155H28V157H26V158H24V153H22V151H21V146H22V144H23ZM56 142V141H55ZM64 142V141H63ZM100 142V141H99ZM96 143V142H95ZM213 143H215L214 144V147H222V138H218L217 140H215V142H213ZM38 144H40V143H38ZM99 144V143H98ZM65 145V144H64ZM83 145V144H82ZM232 145V144H231ZM69 146H70V144H69ZM68 146V147H69ZM98 146V145H97ZM115 146H117V145H115ZM114 146V148H116ZM235 147H237V146H235ZM1 148V147H0ZM39 148H41V147H39ZM97 148V147H96ZM118 148H119V146H118ZM239 148V147H238ZM145 150V149H144ZM38 151V150H37ZM127 151V150H126ZM129 151V150H128ZM135 151V150H134ZM90 152H91V150H90ZM262 152V151H261ZM58 153V152H57ZM56 153V154H57ZM74 153V152H73ZM216 151L215 150H213L212 152H211V155L212 156H214V159H216ZM55 154V153H54ZM95 154H97L96 152H95ZM232 154V153H231ZM82 155V154H81ZM144 155V154H143ZM149 155H150V153H149ZM91 156V155H90ZM95 156H98V155H95ZM11 157V158H10ZM93 158V157H92ZM95 158V157H94ZM93 158V159H94ZM106 158V157H105ZM136 158V157H135ZM241 158V156H240V154L238 155V154H234L233 155V159H235L236 161H238L239 159ZM93 159H90L89 161H92ZM98 159H99V156H98ZM125 159V158H124ZM146 159V158H145ZM144 159V160H145ZM94 160H97V158H95ZM94 160L92 161L93 163H94V165L96 164V161L94 162ZM128 160V159H127ZM150 160H151V158H150ZM162 160V159H161ZM1 161V160H0ZM112 161V160H111ZM4 162V163H3ZM70 162H73L72 160L70 161ZM144 162V161H143ZM227 162V161H226ZM228 163V162H227ZM261 163V162H260ZM151 164V163H150ZM218 164V163H217ZM93 165V166H94ZM97 166V165H96ZM28 168H30L29 166H27ZM66 168L65 169H67V166H65ZM216 167H218L217 165H216ZM70 164H69V167H68V172H70ZM85 168H86V165H85ZM157 168V167H156ZM58 169V168H57ZM80 168H78V170H79ZM105 169V170H104ZM8 170V169H7ZM77 170V171H78ZM82 170V169H81ZM86 170H87V168H86ZM108 171L109 173H110V178H108V179H106V180H102L103 181V183H104V186L102 187V193H103V195L104 194H106V190H108V189H110V187H112V186H114L117 182H119L121 179L119 178V176L117 175V173L114 171V170H110V169H108V165L107 164H103V166L101 167V168H99V167H94V169H92V173H93V175L95 176L94 178H97L98 180H100L99 179V177H100V174H101V172L102 171ZM24 171H27L28 172V170H26V168L24 169ZM42 171V170H41ZM41 171H39V172H41ZM66 171V170H65ZM88 171V170H87ZM217 172V171H216ZM219 172V171H218ZM6 173V172H5ZM23 173H25V172H23ZM34 174V173H33ZM68 174V173H67ZM88 174H89V172H88ZM204 174H205V171H204ZM9 175V174H8ZM26 174H24V177L22 178V180L21 181H23V179L24 180H26L27 181V177L25 176ZM77 176V175H76ZM4 178H7V176H4ZM76 178V177H75ZM234 178V180H235V176L233 177ZM35 178L32 176L31 177V179H28L29 180V182L33 185V180H34ZM74 179V178H73ZM79 179V178H78ZM77 178H76V181L75 182H71L70 181V178L67 180V179H65V177H61L60 178V180H59V184L60 185H62L63 187V190L60 192V194L58 195V196H60V199H63V200H65L66 199V195H67V192H68V188H70V187H75V185H77L78 186V184L77 183H79V181H77L78 180ZM88 179V178H87ZM96 179V180H97ZM200 179H201V177H200ZM214 179H215V177H214ZM81 180V179H80ZM97 180V181H98ZM202 180V179H201ZM20 181V182H21ZM25 181V182H26ZM35 181V180H34ZM211 181V180H210ZM25 182H22V184L21 183H19L21 186L20 187H18L19 188V190L21 189V187H23L22 185H24L23 183H25ZM28 182V181H27ZM33 182V183H32ZM233 183V182H232ZM98 185V184H97ZM80 186H81V183H80ZM117 186V185H116ZM126 186H127V188L128 189H130V188H132L131 187V183L130 182H126ZM231 186H232V184H231ZM236 187V186H235ZM29 188H30V186H29ZM113 188V187H112ZM187 188H188V186H187ZM37 189V188H36ZM50 189V188H49ZM54 189V188H53ZM56 189V188H55ZM73 189H75V188H73ZM96 188H94V192H95V197H99V195H100V192L98 191V189H96ZM141 189V188H140ZM193 189V188H192ZM120 191H123L122 189H119ZM244 190V189H243ZM21 191H23V189H21ZM72 191V190H71ZM70 191V194L72 193ZM142 191V190H141ZM240 191V190H239ZM246 191H250V190H247L246 189ZM24 192V191H23ZM54 192V191H53ZM25 193V192H24ZM39 193V192H38ZM55 193H56V191H55ZM140 193V192H139ZM247 193V192H246ZM37 194V193H36ZM69 194V195H70ZM133 194H134V192H133ZM38 195V194H37ZM56 195V194H55ZM122 195H123V192H122ZM246 195V194H245ZM93 196H94V194H93ZM108 196V195H107ZM262 196V195H261ZM76 197H80L79 196V193H78V195L76 196ZM75 197V192H74V194H71V198H72V200H73V203H76L75 201L77 200V198ZM85 197V196H84ZM83 197V198H84ZM106 197V196H105ZM123 197V196H122ZM92 198H94V197H92ZM91 198V199H92ZM108 198V197H107ZM110 198H112V197H109L108 199H110ZM215 198V197H214ZM262 199V198H261ZM120 200H122L121 199V196H120V199H119V201ZM21 203H20V205H19V207H21V211H23L24 209H28L30 206V204L27 202L28 201V198L26 199V197H25V199L24 200H22L21 199ZM55 201V200H54ZM258 201V200H257ZM143 203H145L144 201H142ZM215 201H212L211 203H214ZM58 200L56 201V203H55V205L54 204H51V208L52 209H54V208H56L57 206H58ZM64 203V202H63ZM68 203V202H67ZM78 203V202H77ZM122 204V203H121ZM199 204V203H198ZM60 205H62V204H60ZM104 206L106 209H108L109 210V208L111 207V203L109 202V200H107V199H104V201L102 202V203H99L98 205L96 204V205H93V204H91L90 206H88V208L89 209H87V210H83V211H77V214H78V218L81 220V222H82V216H84L85 214H88V216H89V218H90V220H94L98 215H100V213L101 212H103L104 214H106L107 215V211H106V209H104L103 211H101L102 209L100 208L101 206ZM211 205V204H210ZM256 205V204H255ZM263 205V204H262ZM213 206V205H212ZM215 206V205H214ZM261 206V205H260ZM0 207H2L3 209H6L7 207H6V205L4 206V205H2V203H1V198H0ZM6 207V208H5ZM85 207V206H84ZM217 207H219V206H217ZM231 207H233V206H230V210L232 211H230L231 213H233V210H234V208H231ZM240 207H243L242 205L240 206ZM239 207V208H240ZM100 208V209H99ZM142 208V207H141ZM202 208V207H201ZM222 208V207H221ZM244 208V207H243ZM9 209V208H8ZM7 209V210H8ZM31 210H32V208H30ZM67 209V208H66ZM66 209L64 208V211H62V212H60V213H58L59 214V216H60V218H63L62 220H63V224H66L67 222L66 221H64V219L66 218V216H67V214L68 213H70L71 211H66ZM245 209V208H244ZM34 210V209H33ZM217 210V209H216ZM246 210V209H245ZM244 210V216L246 215V211ZM37 211V210H36ZM213 211H214V209H213ZM226 211V210H225ZM229 211V210H228ZM227 211V212H228ZM8 212V214L7 215H9L8 217H11L12 215H11V213H10V209H9V211H7ZM43 212V211H42ZM248 212V211H247ZM263 212V211H262ZM103 213H101L102 215H104ZM189 213H194L195 215H194V219H195V221H201V218L195 213V212H189ZM76 214V213H75ZM76 214V215H77ZM11 215V216H10ZM73 215V214H72ZM217 215V214H216ZM74 217H75V215H73ZM187 216V215H186ZM237 216H238V213H237ZM188 217V216H187ZM12 218V217H11ZM237 218V217H236ZM88 219V218H87ZM238 219V218H237ZM254 219V218H253ZM14 220V219H13ZM51 220V219H50ZM59 220H61V219H59ZM78 220V219H77ZM80 220H78V221H80ZM83 220H84V218H83ZM104 220V219H103ZM263 220V219H262ZM78 221H76V222H78ZM16 223H18V228H19V226H21L22 225V223L23 222H21V221H15ZM19 222H20V224H19ZM42 220L40 219V221L38 222L39 224H41V226H42ZM50 222V221H49ZM51 222H53V221H51ZM66 222V223H65ZM90 222V221H89ZM60 223V222H59ZM56 224V222H55V224H56V226H61V223L60 224ZM75 223V222H74ZM101 223H103L102 222V220H101ZM108 223V222H107ZM55 224H51L50 223V225H52V227H54V225ZM78 224V223H77ZM212 224V223H211ZM81 225V224H80ZM105 224L103 223L101 226H103V228H105V226H104ZM174 222L173 221H170L169 220V227L172 229V227H174ZM67 226V228H69L68 227V224L66 225ZM66 226L64 225V228H65V230H67V228H66ZM88 227H89V224H88ZM92 226L90 225V228H91ZM204 227V226H203ZM23 228H24V226H23ZM20 230L22 229V228H19ZM205 229V228H204ZM215 229V228H214ZM23 230V229H22ZM21 230V231H22ZM91 230L93 231V229L91 228ZM250 230H252V228L250 227ZM29 231V230H28ZM68 231H71L70 229H68ZM231 231V230H230ZM27 232V231H26ZM30 232H32L31 230H30ZM94 232V231H93ZM91 233V232H90ZM95 233V232H94ZM236 232H233V234H235ZM105 234H106V232H105ZM11 234H10V232L8 231V229L5 227V226H3V225H0V264H34L32 261L33 260H31V259H29V258H27L25 255H23L22 254V252L20 251V250H18V246H17V244H16V242H12L11 241V236H10ZM100 235L101 234H98V233H96V234H92V236H93V241L95 242H97L98 240H99V237H100ZM182 235V234H181ZM207 236V235H206ZM236 236V235H235ZM181 237H183L184 239H186L188 242L187 243H189V246L190 247H193L194 245H197V243H196V236L190 231V230H188L187 228H185V232H184V234H183V236H181ZM220 237V236H219ZM183 238H180L179 239V241L178 242H176L175 244H170V241H168L167 239L165 240V241H167V242H169V244H170V246L172 247L171 248V252L174 254V255H177V254H180V252H181V248L183 247L182 245V242L184 241L183 240ZM234 238V237H233ZM246 238H247V243H246V245L244 244V246L243 247H241L240 249H237V248H235V250L236 251H238V252H241V253H243V252H245V248H247V246H248V244H250L249 242L251 241V240H253V239H258L259 241H261V239H262V237L260 236V235H258V233L256 232V231H250L249 233H247V235H246ZM164 241V242H165ZM198 241V240H197ZM185 242V241H184ZM200 242L202 243V239H200ZM230 242V241H229ZM232 242H234L233 240H232ZM261 243H263V242H261ZM223 244H224V242H223ZM175 245V246H174ZM188 245V244H187ZM226 245V244H225ZM235 245V244H234ZM236 246V245H235ZM40 247H42V246H40ZM237 247V246H236ZM239 248V247H238ZM247 252H245V254H246ZM255 253V252H254ZM244 254V257L246 256ZM250 254V253H249ZM33 255H34V253H33ZM240 255V254H239ZM248 256V255H247ZM260 256V255H259ZM189 255L188 256H186V259H184L185 261V263H188V259H189ZM243 257V258H244ZM253 257V256H252ZM262 257V256H261ZM175 258V257H174ZM234 259V258H233ZM236 260V259H235ZM230 261H232V259L231 260H226L225 261V264H231V262ZM237 261V260H236ZM237 264V263H236Z\"/></svg>",
  "mask_w": 264,
  "mask_h": 264
}]
</instances>
